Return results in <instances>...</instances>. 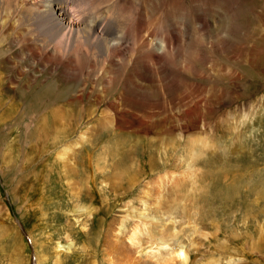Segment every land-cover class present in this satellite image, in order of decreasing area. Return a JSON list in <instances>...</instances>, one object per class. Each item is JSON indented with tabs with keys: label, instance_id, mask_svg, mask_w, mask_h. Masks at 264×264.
<instances>
[{
	"label": "rangeland",
	"instance_id": "rangeland-1",
	"mask_svg": "<svg viewBox=\"0 0 264 264\" xmlns=\"http://www.w3.org/2000/svg\"><path fill=\"white\" fill-rule=\"evenodd\" d=\"M68 1L95 33L52 37L23 10L7 30L0 3V264H107L109 230L142 264L178 244L186 264H264V0ZM92 35L125 36L112 64ZM39 40L56 64L23 50ZM80 137L69 180L57 159Z\"/></svg>",
	"mask_w": 264,
	"mask_h": 264
},
{
	"label": "bare ground",
	"instance_id": "bare-ground-1",
	"mask_svg": "<svg viewBox=\"0 0 264 264\" xmlns=\"http://www.w3.org/2000/svg\"><path fill=\"white\" fill-rule=\"evenodd\" d=\"M36 1H38V0H0V3L2 4H4V9H3V15H2V20L3 21H1V24H2V27H4V28H6L7 27V30H14L12 27H11V25L10 24H12L13 25V23L16 21V16L19 14V13H21V11L23 12V13H26V12H31V14H33L34 16L35 15H40L41 16V18H43L42 19V23H40V22H38V20H40V19H38L37 21H35V22H37L38 23V26L40 27V30H42L44 33H50V35H52V37H54V36H56V37H59V35L60 36H65L64 35V33L67 31L68 33H72L73 35H74V33L73 32H75V31H77V30H83V31H86V32H88V33H90V34H92V33H95V31H94V29L93 28H89L88 27V25L86 26V24H85V22H86V20L87 19H89V21H88V24L90 23V21H95V24L97 25V24H99V23H101L102 22V18L101 17H98V15L97 16H88L87 14H85L86 16V20H82V22H80V23H82L83 25H80V24H77V23H74L73 21L72 22H70L69 20V18L67 17V14H65V6H67V5H65V4H68V0H39V2H40V4H35V5H32V6H36V7H38V8H36V10L33 8H31L30 7V3L31 2H36ZM122 2V1H121ZM127 2V1H126ZM125 2V3H126ZM129 2V1H128ZM131 4V3H130ZM206 4V3H205ZM130 6V5H129ZM1 7V6H0ZM122 7H124V6H122ZM205 7V6H204ZM44 8H45V10H44ZM125 8V7H124ZM208 8V7H207ZM210 8H212V7H210ZM126 9V8H125ZM124 9V10H125ZM198 9V8H197ZM204 9V8H203ZM57 10V11H56ZM194 10H195V8H194ZM205 10V9H204ZM20 11V12H19ZM56 11V12H55ZM75 11V10H74ZM182 11V10H181ZM201 11H203L202 9H201ZM197 12V11H196ZM195 13V12H194ZM198 13V12H197ZM204 13V12H203ZM102 14H104V11H102ZM202 14V13H201ZM1 15V14H0ZM74 15V14H73ZM100 15H101V13H100ZM197 15V14H196ZM195 15V16H196ZM213 15V14H212ZM80 16V15H79ZM116 16V15H115ZM37 17V16H36ZM75 17V16H74ZM177 18V17H176ZM199 18V17H198ZM110 21H111V18L109 17L108 18ZM138 19H139V16L138 15H136V18L133 20L134 21V24H138L139 23V21H138ZM204 19H205V17H204ZM34 20V19H33ZM136 20H137V22H136ZM109 21V23H108V21H106L107 23L106 24H108V26L106 27V31H107V33L106 32H103V31H101V28H100V31L101 32H99V35H102V34H104L105 36H108L109 35V30H108V27H109V25L111 24V22ZM173 22V21H172ZM171 22V23H172ZM179 22V21H178ZM125 23V22H124ZM203 23V22H202ZM103 24V23H102ZM121 24V23H120ZM175 23H173V25H174ZM8 25V26H7ZM35 25H36V23H35ZM75 25H77V26H84V27H80V28H76L75 27ZM90 25V24H89ZM126 25H127V23H126ZM102 26V25H101ZM119 26V28H117L116 29V31H114L110 36L112 37L114 34L116 35H118L119 33H121L122 35H125V30H126V28H124L122 25H118ZM177 26V25H176ZM175 26V27H176ZM93 27H100V26H95V25H93ZM104 27V26H103ZM104 29V28H103ZM137 29V28H136ZM180 29V28H179ZM187 29V28H186ZM114 30V29H113ZM129 30V29H128ZM98 31H99V29H98ZM134 31V30H133ZM138 31V30H137ZM0 32L2 33V32H4V30L3 29H1V25H0ZM23 32H24V30L23 31H20V32H18L17 34H23ZM85 32V33H86ZM202 32V31H201ZM180 33H181V31H180ZM204 33V32H203ZM77 34V33H76ZM87 34V33H86ZM69 35V34H68ZM72 35V36H73ZM71 36V37H72ZM203 36V35H202ZM92 37H95V36H93L92 35ZM197 37V36H196ZM195 37V38H196ZM34 38V37H33ZM27 39V38H26ZM31 39V38H30ZM63 39V38H62ZM77 39H79V36H78V38ZM124 39H125V36H123L120 40H118V41H116V40H113L112 38L110 39V40H105V39H101V38H94V40H92V38H90V41H89V44L88 43H86L88 46H89V48H92V43H95V45L96 44H99V43H101L103 46H104V54H105V57H106V59H105V57L104 58H102L103 59V61H104V59L107 61L106 63H108L109 62V65L110 64H112L113 62H114V60H115V58L117 57V53L121 50L120 48L123 46V44H124ZM25 40V39H24ZM64 40V39H63ZM28 41H30V40H28ZM33 41V40H32ZM32 41H31V43L30 42H28V45H26V41L24 42V46H23V50L24 51H26V49H28L29 50V52H31V54L33 55V56H36L37 58H40L41 60L43 59L44 60V58H46V59H48V60H51L52 61V64H56L57 63V61H56V59H55V55H54V53H52L51 51H50V47L51 46H49L47 49H45V50H42L41 52H40V49H39V47H40V42L42 41V40H39L38 42L39 43H35V44H33L32 43ZM76 41V40H75ZM127 42V41H126ZM167 42V41H166ZM71 43H72V41H71ZM83 43V42H82ZM203 44V43H202ZM201 44V45H202ZM67 45V53H68V57H65V59L63 60V66L65 67V68H68V69H70V70H73V68H72V64H73V62H74V60H76V59H78V60H80L81 61V59H82V55H81V53L80 52H78V50H76V49H74L73 47H72V45H70V44H66ZM201 45H199V46H201ZM133 46V45H132ZM198 46V47H199ZM202 47V46H201ZM57 48V47H56ZM99 50V49H98ZM136 47L134 46V48L132 49V56L130 57L131 59H133V61H134V54L136 53ZM61 51V50H60ZM103 52V51H102ZM170 52H173V51H170ZM177 52V51H176ZM179 52V51H178ZM58 54H60L59 52H58ZM137 54V53H136ZM29 55V54H28ZM107 55V56H106ZM59 57H61V55H59ZM33 58H35V57H33ZM37 58H35V59H37ZM89 58V57H88ZM93 58V57H92ZM152 58H153V56H152ZM42 60V61H43ZM90 60V59H89ZM88 60V61H89ZM100 60V59H99ZM109 60V61H108ZM154 61H155V63L157 62V58L155 57V59H153ZM153 60H151L150 61V63L152 64L153 63ZM46 61V60H45ZM50 61V62H51ZM105 62V61H104ZM128 62V61H127ZM60 63V62H59ZM141 63V62H140ZM154 64V63H153ZM107 65V64H106ZM106 65L104 66V68H103V72H105V73H107L108 72V70L106 69ZM108 65V66H109ZM103 66V65H102ZM132 66V65H131ZM150 66V65H149ZM164 67V66H163ZM107 70V71H106ZM100 73H101V71H100ZM157 73V72H156ZM171 76H173V75H171ZM110 78V77H109ZM0 80H1V78H0ZM12 80V79H11ZM10 82H12V81H10ZM110 82V81H109ZM1 83H3L2 81H1ZM8 83H9V81H8ZM13 84V83H12ZM30 84V83H29ZM16 85V84H15ZM55 113H56V116H57V124H59V126L61 125V127H62V118H63V116H62V110L61 109H59V108H57L56 110H55ZM45 118V117H44ZM42 129H44L43 130V132L45 133L46 132V121H45V123H44V125H43V128ZM61 129V128H60ZM82 139H83V137H80L76 142H74V143H72V142H66V143H64L63 144V149H62V152H61V154L59 155V159H57V160H61V162H63L64 164V172L66 173L65 175H67V174H70V179L69 180H73L74 179V177L73 176H75V169H74V165L72 164L73 162H72V157H73V155L75 154V152H76V148L79 146L78 145V143L79 144H81V142H82ZM194 142H195V140H194ZM192 143L191 145H193V148H194V150H198V149H200V143H206L205 142V140H203V139H198L195 143ZM188 146V145H187ZM71 158V159H70ZM60 162V161H59ZM61 164V163H60ZM63 167V166H62ZM160 176V175H159ZM73 177V178H72ZM164 178L165 177H162V176H160V178H158V179H161L162 180V183L163 182H165V181H163L164 180ZM169 178H171V177H169ZM171 179H174L173 177L171 178ZM160 180V181H161ZM170 180V179H169ZM73 182V181H72ZM73 185H75V183H73ZM165 185V184H164ZM76 186V185H75ZM74 187V186H73ZM158 187V186H157ZM162 187H163V184H162ZM76 188V187H75ZM77 189V188H76ZM146 193V192H145ZM147 195V194H146ZM159 209V208H158ZM144 214V213H143ZM143 216V215H142ZM142 220H144V219H142ZM122 224V223H121ZM156 225V224H155ZM159 226V225H158ZM143 227H145L144 226V222H143ZM147 228V227H146ZM143 230V229H142ZM145 230V229H144ZM171 230V229H170ZM116 231V230H115ZM115 231H111V230H109L108 232H107V235H106V238L108 239V237H109V235L111 234V236H112V239L111 240H109V241H105V246H104V248L106 247V249L108 250L106 253H105V258H104V262L106 261V263L107 264H142L141 262H140V260H137V258L135 259L134 257V259L130 256V252L129 251H125V247L123 248L122 247V244H118V242L116 241V239L115 238H117V236H118V233H114ZM119 231V230H118ZM117 231V232H118ZM146 231V230H145ZM149 231V230H148ZM139 234H140V228H138V226H135L133 229H132V231L128 234V236H127V240L129 241V243L131 244L130 246H135V247H137V239H138V237H139ZM169 234H171V233H169ZM116 236V237H115ZM109 239H110V237H109ZM115 239V240H114ZM43 245V244H42ZM72 245V244H71ZM175 248H174V251L172 252L173 254V257H171L169 260H167V257H166V259H163V260H161L162 261V263H165L166 264V262H169L170 260H172V261H177V263H179V264H186L187 263V260H188V258L186 257V254H185V251H184V246L183 245H180V244H178V245H176V246H174ZM67 248V247H66ZM42 249V248H41ZM124 250V251H123ZM124 252V253H123ZM39 253H42V251L41 252H39ZM45 254V253H44ZM44 254L42 255L43 257H44ZM55 254V253H54ZM152 255V254H151ZM40 256V255H39ZM159 256V255H158ZM151 259V258H150ZM158 260V259H157ZM156 260V261H157ZM60 258L57 256V258H56V261H55V263L56 264H59L60 263ZM42 262H43V260H42ZM211 262V261H210ZM214 262V261H213ZM213 262L212 263H209V264H213ZM156 263V262H155ZM39 264H40V261H39ZM208 264V263H207Z\"/></svg>",
	"mask_w": 264,
	"mask_h": 264
}]
</instances>
